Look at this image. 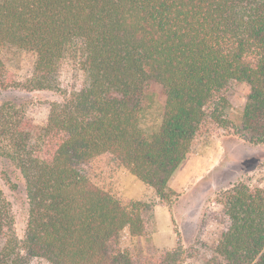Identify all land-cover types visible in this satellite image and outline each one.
I'll return each instance as SVG.
<instances>
[{
	"label": "trees",
	"instance_id": "1",
	"mask_svg": "<svg viewBox=\"0 0 264 264\" xmlns=\"http://www.w3.org/2000/svg\"><path fill=\"white\" fill-rule=\"evenodd\" d=\"M29 55L20 82L7 61ZM83 82L52 103L43 126L22 103L0 98V166L24 184L23 239L0 188V264H184V250L133 255L121 233L147 238L154 207L194 139L225 126L224 111L247 88L234 134L264 145V0H0V94L59 90L60 64ZM162 96L156 130L140 127ZM123 168L157 197L125 203L106 187ZM227 221L204 264H264V187L238 184L221 197Z\"/></svg>",
	"mask_w": 264,
	"mask_h": 264
},
{
	"label": "rangeland",
	"instance_id": "2",
	"mask_svg": "<svg viewBox=\"0 0 264 264\" xmlns=\"http://www.w3.org/2000/svg\"><path fill=\"white\" fill-rule=\"evenodd\" d=\"M7 65L15 78L23 82L30 75L32 58L19 55L10 58ZM82 82L78 65L66 58L59 68V90L1 93L0 98L8 96L6 98L22 103L26 116L35 125L43 126L51 104L61 102ZM247 94L248 89L242 88L231 98L230 107L224 111L225 126H211L194 139L186 161L168 184L167 212L162 214L158 209L160 225L155 224L154 232L147 238L131 237L124 229L120 238L122 249H128L133 255H154L174 249L178 242L184 250V264H204V246L214 247L227 227L221 213L222 195L238 184L264 187V145L245 142L234 134ZM162 105L159 93H154L145 105L140 120L145 133L156 130ZM3 169L0 166V188L11 207L15 234L23 239L28 215L24 184L12 168L6 169L4 174ZM106 187L125 203L157 201L150 187L123 168L117 169L112 179L106 181ZM28 264L49 263L33 258Z\"/></svg>",
	"mask_w": 264,
	"mask_h": 264
},
{
	"label": "crops",
	"instance_id": "3",
	"mask_svg": "<svg viewBox=\"0 0 264 264\" xmlns=\"http://www.w3.org/2000/svg\"><path fill=\"white\" fill-rule=\"evenodd\" d=\"M180 170V169H179ZM162 206H164V207H162ZM166 205H156L155 207H154V216H155V224L156 225H160L159 224V222H158V209L160 210V213H162L163 214V211H165L166 210V212H167V207H169V206H167V207H165ZM165 212V213H166ZM162 219H163V222L165 223V221H166V219H165V216L164 215H162Z\"/></svg>",
	"mask_w": 264,
	"mask_h": 264
}]
</instances>
